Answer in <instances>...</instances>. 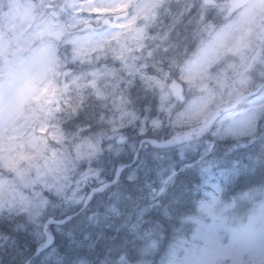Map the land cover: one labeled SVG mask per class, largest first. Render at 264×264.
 <instances>
[{
  "label": "rangeland",
  "instance_id": "374dc122",
  "mask_svg": "<svg viewBox=\"0 0 264 264\" xmlns=\"http://www.w3.org/2000/svg\"><path fill=\"white\" fill-rule=\"evenodd\" d=\"M48 1L55 4L52 13L36 23L33 1L0 0V221L14 229V216L29 218L16 228L23 236L8 239L24 251L29 250L27 239L36 240L35 245L42 239L38 224L44 221L49 205L45 192L56 194L64 187L67 196L61 215L76 210L86 190L95 184L91 176L109 178L118 165L130 163L141 139L155 138L164 128L173 134L197 126L215 108L225 112L223 107L236 98L234 91L248 85L255 89V82L264 78L262 59L253 54L264 36V0H254L231 16L226 15L228 0H211L210 4L206 0ZM121 13L127 14L114 21L113 16ZM208 13L225 20L208 28L202 21ZM150 21L158 26L154 31ZM190 24H195L194 36L181 32ZM190 37L197 41L186 46ZM177 44H183L184 63L178 66L172 59L175 66L161 65L155 56ZM121 71L128 81L137 79L149 92L141 115L116 86L123 78ZM55 81L56 85L63 81L85 87L113 101L126 120L124 133L117 131L119 125L110 123V117L104 151L91 137L83 136L72 145L76 163L64 157L50 140L67 149L72 138L53 128L45 131V119L59 107V97L52 92ZM172 82L184 87L177 109L180 100L170 93ZM242 106L239 115L226 110L216 118L208 140L197 139L170 150L144 146L121 183L97 196L87 213L106 227L134 237L131 251L114 262L78 258L69 264H264V187L254 207L247 203L244 214L231 223L229 212L236 203L224 204V186L205 174V158L216 143L244 142L264 122V90ZM77 164L95 165L83 174ZM184 168L199 178L193 192L195 213L176 218L173 228L178 225L180 235L174 236L173 230L167 233L170 213L162 201ZM156 178L158 188L152 189ZM128 181L144 184L149 190L146 201L125 195ZM149 203L158 207L162 221L144 229ZM53 233L56 245L37 258L42 264H61V245L65 251L76 249L69 224L54 227ZM81 234L83 241L89 239L86 232Z\"/></svg>",
  "mask_w": 264,
  "mask_h": 264
},
{
  "label": "trees",
  "instance_id": "16d2710c",
  "mask_svg": "<svg viewBox=\"0 0 264 264\" xmlns=\"http://www.w3.org/2000/svg\"><path fill=\"white\" fill-rule=\"evenodd\" d=\"M33 1L35 8L36 21L43 19L51 14L55 4H48V0H31ZM2 2H0V9ZM224 17L212 16L208 13L204 16L203 22L205 25L215 27L223 21ZM150 30L154 31L157 26L153 21L149 22ZM158 27V26H157ZM195 24H190L181 29V32L185 34H193ZM173 38V33L170 34ZM177 40L176 38H173ZM172 40V39H171ZM177 43V42H176ZM183 44H177L173 48H169L165 52H159L155 58L163 66H175L172 59L179 65L184 62V56L181 54ZM185 61V60H184ZM182 63V64H180ZM121 73L123 78L117 81V87L121 91L122 95L126 97L129 103L132 105L136 114L141 115L144 109V105L147 103L148 90L139 83L137 79L132 82L128 81L124 72ZM56 80V79H55ZM262 81V80H258ZM52 91L58 95L59 107L56 112L49 119H45L46 127L45 131L49 128H53L58 133L70 136L73 143H67L68 152L66 148L58 144H54L52 140L50 143L56 147L64 157L69 158L73 163L74 153L72 151V145L82 138L83 136L91 137L99 150L104 151L105 145L109 142V127L108 119L111 117L110 123H117L119 125L118 132L124 133L125 128L123 123V114L121 111L116 110L115 103L111 100H105L104 97L96 96L87 88H79L74 84L67 85L65 82L60 81ZM105 100V101H104ZM181 103L175 108L177 109ZM170 134V129L164 128L155 138H166ZM220 142L215 144L213 152L205 158V170L206 177L221 183L224 186L222 194V202L226 205H230L231 202H235V207L229 212V220L234 221L238 217L244 214L245 208H248L247 203H252L259 199V190L264 187V122H261L257 131L252 137L245 139L244 144L240 142ZM237 147V148H235ZM72 151V152H71ZM194 157V156H193ZM192 157V158H193ZM76 163V162H75ZM107 164V162L105 163ZM83 174L91 172L93 165L77 164ZM91 180L100 184L106 180L105 175L101 177L91 176ZM159 179L156 178L155 186L152 189L158 188ZM121 183V182H120ZM199 185V178L196 173L190 168H184L175 176V182H172L169 188V197L162 201L169 212L174 218L179 220L186 216H192L195 213L193 192L194 188ZM87 189L89 190L90 187ZM146 186V185H145ZM133 198L137 201H146V193L149 191L144 184L138 182H127L124 186ZM261 189V190H262ZM86 190V191H87ZM60 193V194H58ZM53 194L45 192L49 200V205L46 206L47 213L44 215V220L49 218L58 219L62 216L70 215V211L66 210L63 215L61 211L65 208L67 196L64 187L60 191ZM241 194H245L244 201H239ZM150 212L145 216V221H149L147 224H143L142 228H150L156 221L159 222L160 214L155 212V204ZM254 207V205H252ZM89 208V207H88ZM88 208L82 212L78 217L72 218L69 222L75 233L74 243L75 250L65 251L61 245L62 251H64V260L61 264H68L73 259H83L89 262H97L98 258L107 256L110 260H117L122 254L131 251V246L135 244L134 238L123 231H115L101 222L98 218L88 216ZM254 208L251 210L253 211ZM169 224H167L166 230L168 234L180 235L178 225L173 228L176 223L174 218ZM29 218L22 214L21 216H14V221L11 225L14 229L8 228V223L0 221V264H22L23 260L29 259L31 256L29 251H24L20 246L10 245L8 239L13 236H23L16 231L17 227L23 226L26 220ZM236 221V220H235ZM239 222H244V219H239ZM39 228H42V222L39 224ZM14 230V231H9ZM86 232L85 235L89 236V239L83 241L81 232ZM144 236V235H141ZM29 248H33L36 244V240H26ZM66 241H61L59 244H63ZM134 243V244H133ZM70 258V260H68ZM36 264L40 263L37 258H33ZM42 264V263H40Z\"/></svg>",
  "mask_w": 264,
  "mask_h": 264
},
{
  "label": "water",
  "instance_id": "95a60500",
  "mask_svg": "<svg viewBox=\"0 0 264 264\" xmlns=\"http://www.w3.org/2000/svg\"><path fill=\"white\" fill-rule=\"evenodd\" d=\"M251 1L252 0H229L228 1L229 8H228V11H227V15H231V14L235 13L236 11H238L241 8H243L244 6H246ZM206 3L209 4V3H211V1L210 0H206ZM122 17H124V14L115 16L114 17V21H116V20H118V19H120ZM170 91H171V94L173 96L181 97L183 89H182V86H180L178 83L173 82L172 85L170 86ZM193 131H194V129H191V131L190 130H185V131H183L181 133H176L173 136H171V137H169V138H167L165 140H160V141L154 140V139H146V140H143V141L140 142L139 149L141 148L143 143H147L149 146H151V147H153L155 149H164V148L174 147V146L179 145L181 143L190 142L192 140V132ZM137 153H138V151L135 153L134 157L137 156ZM124 168H125V166H121V167H118L116 169V172H115L113 180H111L109 182H106V183H103L100 186L91 189L88 192L87 196L85 197L81 209L78 212H76L75 214H73V216H76L80 212H82L87 207L88 203L90 202V200L92 199V197L94 195L103 193L108 187L114 185L117 182V180H118V178H119V176H120V174H121V172H122V170ZM71 218H72V216H68V217H66V218H64L62 220L49 219L44 224L43 234L46 237V244L47 245L50 242V239H48V235L46 233L47 225L51 224V225H54V226H62L66 222L70 221ZM24 264H29V261L25 262Z\"/></svg>",
  "mask_w": 264,
  "mask_h": 264
},
{
  "label": "flooded vegetation",
  "instance_id": "af4514ba",
  "mask_svg": "<svg viewBox=\"0 0 264 264\" xmlns=\"http://www.w3.org/2000/svg\"><path fill=\"white\" fill-rule=\"evenodd\" d=\"M262 65L264 66V58L262 59ZM236 107V106H235ZM218 111V110H217ZM242 111V109H239V110H236V111H234V115H237V114H239V112H241ZM217 113V112H216ZM217 116H215V118H216ZM209 118V117H208ZM202 124H203V128H202V131L200 132V133H197V134H195L196 136H199V137H201V136H204L205 134H210L213 130H214V128H215V125H216V123L217 122H215V121H212V120H209V119H205V120H203L202 122H201ZM54 238V237H53ZM42 245V244H41Z\"/></svg>",
  "mask_w": 264,
  "mask_h": 264
},
{
  "label": "bare ground",
  "instance_id": "6f19581e",
  "mask_svg": "<svg viewBox=\"0 0 264 264\" xmlns=\"http://www.w3.org/2000/svg\"><path fill=\"white\" fill-rule=\"evenodd\" d=\"M123 188H124L123 190L125 191V195H130V193L126 190L127 188H125V187H123ZM133 238H134V237H132V240H133ZM133 244H134V243H133ZM21 248H22V247H21ZM102 260H103V258H98V259H97V262H98V261H102Z\"/></svg>",
  "mask_w": 264,
  "mask_h": 264
}]
</instances>
